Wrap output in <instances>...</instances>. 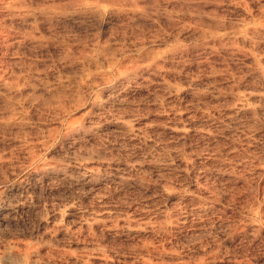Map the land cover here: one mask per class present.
<instances>
[{"label":"rangeland","instance_id":"rangeland-1","mask_svg":"<svg viewBox=\"0 0 264 264\" xmlns=\"http://www.w3.org/2000/svg\"><path fill=\"white\" fill-rule=\"evenodd\" d=\"M0 264H264V0H0Z\"/></svg>","mask_w":264,"mask_h":264}]
</instances>
